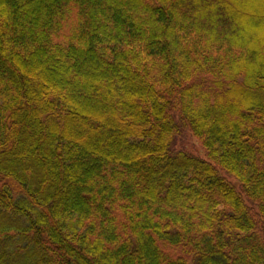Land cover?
Listing matches in <instances>:
<instances>
[{"label":"trees","instance_id":"16d2710c","mask_svg":"<svg viewBox=\"0 0 264 264\" xmlns=\"http://www.w3.org/2000/svg\"><path fill=\"white\" fill-rule=\"evenodd\" d=\"M0 264H264V0H0Z\"/></svg>","mask_w":264,"mask_h":264},{"label":"rangeland","instance_id":"374dc122","mask_svg":"<svg viewBox=\"0 0 264 264\" xmlns=\"http://www.w3.org/2000/svg\"><path fill=\"white\" fill-rule=\"evenodd\" d=\"M193 146V145H192ZM195 146V145H194Z\"/></svg>","mask_w":264,"mask_h":264}]
</instances>
